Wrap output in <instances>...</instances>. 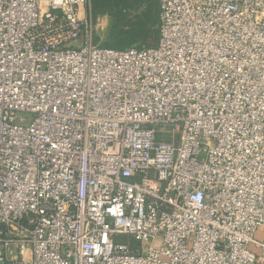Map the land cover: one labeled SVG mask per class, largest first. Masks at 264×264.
Returning <instances> with one entry per match:
<instances>
[{
	"label": "built area",
	"instance_id": "built-area-1",
	"mask_svg": "<svg viewBox=\"0 0 264 264\" xmlns=\"http://www.w3.org/2000/svg\"><path fill=\"white\" fill-rule=\"evenodd\" d=\"M157 2L0 0V264H264V0Z\"/></svg>",
	"mask_w": 264,
	"mask_h": 264
},
{
	"label": "rangeland",
	"instance_id": "rangeland-1",
	"mask_svg": "<svg viewBox=\"0 0 264 264\" xmlns=\"http://www.w3.org/2000/svg\"><path fill=\"white\" fill-rule=\"evenodd\" d=\"M91 10L99 29L95 42L118 49L156 43L159 34L157 0H91ZM257 237L264 239V231H259ZM17 256L18 247L10 246L9 257Z\"/></svg>",
	"mask_w": 264,
	"mask_h": 264
},
{
	"label": "crops",
	"instance_id": "crops-1",
	"mask_svg": "<svg viewBox=\"0 0 264 264\" xmlns=\"http://www.w3.org/2000/svg\"><path fill=\"white\" fill-rule=\"evenodd\" d=\"M103 15H104V14H103ZM103 17H104V16H103ZM101 18H102V17H101ZM97 27H98V24L96 25V29H97V31H98L99 29H98ZM158 37H159V35H158ZM101 39H102V38H101ZM157 42H158V38H157V40H156V44H157ZM113 43H114V42H113ZM156 44H154V45H156ZM142 45H146V44H142ZM142 45H141V44H138V45H137V44H134V45H132V46H142ZM154 45H153V46H154ZM130 47H131V46H130Z\"/></svg>",
	"mask_w": 264,
	"mask_h": 264
},
{
	"label": "trees",
	"instance_id": "trees-1",
	"mask_svg": "<svg viewBox=\"0 0 264 264\" xmlns=\"http://www.w3.org/2000/svg\"><path fill=\"white\" fill-rule=\"evenodd\" d=\"M157 5H158V2H157ZM158 13H159V7H158ZM158 17H159V15H158ZM159 35V34H158ZM156 44V43H155ZM142 45V44H141ZM130 46H132V45H130ZM130 46H126V48L127 47H130ZM146 46H149V45H146ZM119 49H122V48H119Z\"/></svg>",
	"mask_w": 264,
	"mask_h": 264
}]
</instances>
